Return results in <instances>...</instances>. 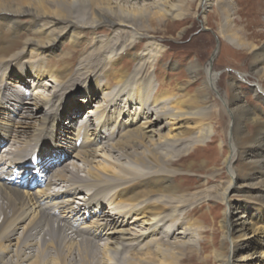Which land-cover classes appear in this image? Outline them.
<instances>
[{"label":"bare ground","instance_id":"6f19581e","mask_svg":"<svg viewBox=\"0 0 264 264\" xmlns=\"http://www.w3.org/2000/svg\"><path fill=\"white\" fill-rule=\"evenodd\" d=\"M145 1L0 0V33L8 31L0 43V68L11 61L19 62L27 54H44L47 61L53 62L50 55L59 56L56 51L60 46L69 45V52L60 59L61 72L53 74L51 68L59 67L54 62L44 65L40 61L34 71L30 69L35 80L59 77L53 91H39L36 88L42 83L37 81L35 85L24 78L35 89L30 98L17 88L4 87L3 74L0 75V145L6 147L0 153L1 263L117 264L115 255L121 247H127L137 255L135 262L132 260L135 264H179L185 246L189 250L198 247L191 239L169 241L180 234L176 231L181 224L177 208L218 198L228 204L220 220L225 232L221 242L226 244L229 239L231 246L228 256L223 244L217 249L211 240L214 258L219 264H264L263 251L247 241L251 237L256 246L264 241V109L262 117L253 108L248 109L241 84L228 76L226 88L233 97L224 108L217 106V110L230 115L228 140L232 148L225 152L223 137L211 154L203 157L202 151L208 147L205 145L220 136L211 123L204 122L215 113L205 104L212 85L210 79L203 78L202 86L189 93L188 83L199 75L198 66L191 62L186 65L189 80L177 82L180 93H175L171 88L164 89L162 81L155 87L149 71L148 77L137 73L146 71V66L155 69V62L163 56V44L155 35H165L182 17L183 12L176 6L184 3L186 7H202V0H153L151 4ZM205 6H214L222 16L217 27L219 36L254 57L250 67L264 87V32H248L238 25L242 11L229 0H205ZM207 18L206 15V22ZM252 21L258 24L257 18ZM100 27L112 30V37L98 41L94 56L84 59L75 77L68 79L75 48ZM143 40L150 41L141 56L133 49ZM124 53L134 61L142 60L145 66L142 64L131 73L121 65ZM99 68L104 87L110 88L113 83L115 88L87 110V122L80 123L78 130L91 135L93 129L92 134H96L86 136L76 149L68 140L79 111L72 91L83 84V92L89 94L87 78ZM20 74L23 78L25 68ZM179 76L178 73L176 80ZM251 91L264 102V92L255 88ZM68 93L75 100L64 106L59 100ZM30 104L37 107L38 115L30 110ZM70 111L72 114H68ZM62 112L69 115L67 127L63 126ZM92 123L94 127L90 128ZM247 124L253 128L251 131L246 130ZM99 131L102 133L97 134ZM36 152L48 157L42 158L39 165L43 186L8 183L13 168L27 170L26 160ZM97 157L100 161H94ZM221 159L220 164L231 173L218 196L190 194L176 182V177L189 170L214 169ZM222 174L216 173L212 179L217 181ZM236 179L239 184L233 186ZM186 180L188 176L184 177ZM240 185L246 191L238 190ZM236 196L240 201L232 203ZM247 217L253 218L254 223L247 222ZM259 220L261 224L256 226ZM93 250L100 254L96 260L91 256ZM132 261L126 260L125 264H134Z\"/></svg>","mask_w":264,"mask_h":264},{"label":"rangeland","instance_id":"374dc122","mask_svg":"<svg viewBox=\"0 0 264 264\" xmlns=\"http://www.w3.org/2000/svg\"><path fill=\"white\" fill-rule=\"evenodd\" d=\"M152 1L153 0H146L144 3L151 4ZM229 1H231L232 4L236 6V8H240L242 11V16L240 17L241 20L239 21V23H237L238 25H243L245 28H247L248 32L254 30L264 32V26L262 25L264 24V6L261 5V2H263L264 0ZM203 4L205 5V0H202V7L198 5L196 7L189 6L192 7L189 8L186 7L184 3L178 4L176 6L177 10L183 12L182 17L179 18V20H175V26L172 27L171 31H168L165 35H162V33L155 35V39L159 41L161 40L160 42L164 47V54L160 60L155 62V69H149L148 66H146V71L144 69L143 72H137L138 68L141 67L144 62H142V60L134 61L129 57V55L127 56L126 53L122 55L123 58L121 59V65H123L125 69H127L131 73H139L138 76L145 75L149 71L153 75H150V77H152V81L155 87L159 85L158 81H162L164 82V89L171 88L172 92L175 93H180V90L177 88L179 87L178 83H186V81L189 80L186 65L191 62L195 63L198 66L199 75L196 81L194 80L190 84L188 83V88L186 90L189 93L192 94L193 92H195L196 88L202 86L203 78L210 79L212 85L210 86L208 100L205 104L207 105L208 109H210L211 107V109H213L215 113L213 116L210 115V117H207L204 122L211 123V125L215 127V130L218 131L220 136L215 142H209L205 145L208 147L204 148L202 151V156L204 157L211 154L213 147H215L217 143L222 141L221 139L223 137H225V140L222 141L223 149L225 150V152L226 148L228 152L232 148V145L230 144L231 142L228 140L230 135V115L225 111L219 114L217 110V106L220 108H224L226 101L233 97V93L231 91H227L226 88L228 76L235 78L241 84V89L244 94V103L246 104L248 109L253 108L256 111L258 117L263 116L261 112L264 109V102L261 98L256 97L252 94L251 88H255L257 90H260L261 92H264V87H262L261 83L259 82V77L252 71L250 67V64L254 61V57H251V55L249 56L247 55V53L235 49L228 43L227 40L219 36L217 27L219 23H221L222 16L216 13V8L214 6H205L203 8ZM256 14H258L257 17ZM206 15L208 17L207 22L205 21ZM235 17L236 16L233 14V21L234 19H236ZM254 18L258 19L257 25L252 21V19ZM7 33L8 31L6 30L0 33V43ZM112 35V30L110 31L107 27H100L94 30V33L90 32L89 34H87L84 40L85 42L75 48L74 59L72 60V65L69 68L70 76L68 77V79L70 77H73L78 72L77 68L84 59L92 58L94 56L95 48L98 43L101 41H107L109 37H112ZM147 41L150 40H143L139 47L133 49V52H138L139 55L143 56L144 53L147 52L146 49H148ZM67 52H69V45L64 43L56 51L59 56L50 55V57H52L51 59H54L53 62L58 63L59 65V67L51 68L53 74H56V72H61L62 68L60 65V59H63L65 57V53ZM47 57L48 56H45L44 54H37L33 56L27 54L20 57L19 62L11 61L6 63L2 68H0V75L3 74L4 78V87H7V89L17 88L16 90H18L19 92L24 91V94L27 97H30L31 94L34 93L35 89H33L30 84L25 83L26 81H24V78H29L30 81L36 82L35 85H37L38 82L42 83V85L39 84L41 86H38L36 88L39 91H45V89L53 91V86L58 83L57 79L59 80V77L52 79V77L49 76L48 78V76H46L41 80L38 78L35 80L34 76L32 75L37 62L41 61L44 65L48 63L50 65L54 64L53 62H49V60L47 61ZM144 66L145 64H143V67ZM24 68L25 75L23 78H20L22 76L20 73ZM30 69H32L33 71L31 72ZM93 73L90 75V77L87 78V87H89V89L91 90L89 94L83 92V84L76 85L72 91L73 98L78 99L75 103H79V111H77L76 114V116L78 117V122L76 123V126L72 128L68 133V140L75 145L76 149L80 147V143L85 142L87 137H93L96 134H92L94 133L93 129H90V133L92 132L91 135H86V133L78 130L80 123L81 125H84V123L86 124L87 122V110L90 109L98 100H101L102 97L106 96L108 91H111L115 88V85L113 83L110 88L104 87L105 79L102 75L101 68H99L98 71L97 69L94 70ZM178 73L180 74L178 78L179 80H176V75ZM146 77H148L147 74ZM44 83L48 84V88L43 87ZM13 84L19 86L16 87ZM73 98L70 97V94L68 93L66 95H61V99L59 101L60 103L63 102L65 106L66 104L69 105L70 103H74L73 101L75 99ZM79 99H84V101H80ZM30 102L33 101L31 100ZM28 106L30 107V110H33L34 113L37 112V107L35 105L30 104ZM62 109L59 110V113ZM64 113L65 115H63L62 117V121L65 123L63 124V126L67 127V116H69L68 114H72V111L68 112V114L67 112H62L61 114ZM38 114L39 113H36V115ZM91 127H94L93 123L90 128ZM252 129L253 128L251 127V125L247 124L246 130L251 131ZM100 133L102 132L99 131V133L97 134ZM78 141H80V143ZM77 142L79 144H77ZM62 143H64L63 140ZM4 148L6 147L0 145V153L4 151ZM99 155L101 157L102 153L100 152ZM67 157L69 158V156ZM100 157L95 158L94 161H100ZM188 162L189 160H187V163ZM181 163H183V161ZM220 163H222V159L214 169H207L203 172H193L192 170H189L185 174H180V176L176 177V182L187 188L188 193L190 192V194L196 193L202 196L204 193H210L218 196L219 188L227 184L228 175H230L231 173V170L227 166H223ZM183 172L185 171L183 170ZM221 172H223L222 178L214 181L212 179L213 175L216 173L220 174ZM185 176H188L189 181H184ZM238 184L239 179L234 180L233 186H237ZM214 187L216 188V190H213ZM238 190L246 191V188L240 185L238 187ZM232 199V203L240 201L239 196L233 197ZM76 202L78 203L80 202V200H77ZM242 205L243 204H241V206ZM213 206H217V208L212 210L211 207ZM107 208L108 206H103V209L107 210ZM226 208H228V204L225 202H221V200H219L218 198H212V200L209 201L201 199L198 201H194L185 207L177 208V210H179L178 215L180 217L178 223L181 224H178L179 226L177 227L176 231L180 234H176V238L174 236L170 237L169 241H187L188 239H191L198 247V249L194 248L193 250H189L187 246H185L182 253L183 258L179 261V264H219V261L214 258V254L211 250L213 249L210 244L211 240L213 244L217 246V249H219L218 247L223 244L225 247V254L229 256L231 243L229 242V239H227L226 244L221 242L223 240L222 237L225 232L220 227V220L223 218ZM213 215H215L214 219L212 218ZM246 220L247 222L254 223L252 221L253 218L251 217H247ZM260 221L261 220H259V222L255 225L260 226ZM247 222L246 225L249 226V223ZM174 225H176V223ZM247 241L251 243L252 247L255 246L258 250H262L264 253V241L262 242L261 246H256V244L254 245V240L251 237L248 238ZM102 242L104 241H101V244H103ZM14 243L15 240L12 242V244ZM96 253L97 252H95L94 250L91 252V256L93 255L92 258L94 257V260L100 257V254ZM49 256L50 254L46 255L45 259L48 260ZM5 257L6 258L4 259V261H6L7 259V256ZM115 257V262L117 264H125L126 260L132 261L136 259L137 255L135 254L134 250H129V248L127 247H121ZM0 264L3 263L0 262Z\"/></svg>","mask_w":264,"mask_h":264}]
</instances>
